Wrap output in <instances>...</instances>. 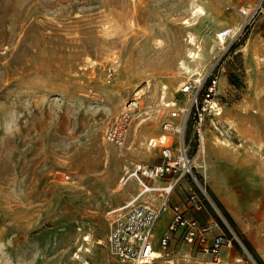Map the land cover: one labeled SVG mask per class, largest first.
<instances>
[{"label": "rangeland", "instance_id": "374dc122", "mask_svg": "<svg viewBox=\"0 0 264 264\" xmlns=\"http://www.w3.org/2000/svg\"><path fill=\"white\" fill-rule=\"evenodd\" d=\"M258 1L0 0V264H123L106 244L113 210L139 187L123 181L160 162L151 139L179 120L170 113L187 103L180 87L213 65L221 114L204 121L203 153L191 144L202 189L181 179L201 203L193 219L228 237L220 221L232 236L228 257L216 263L184 245L151 264H258L205 184L215 171L204 161L208 132L245 163L225 169L224 201L264 264V13L245 24L237 12ZM226 28L236 34L202 55L200 76L185 72L190 40L203 50ZM126 110L117 146L104 132Z\"/></svg>", "mask_w": 264, "mask_h": 264}, {"label": "built area", "instance_id": "2783aa9c", "mask_svg": "<svg viewBox=\"0 0 264 264\" xmlns=\"http://www.w3.org/2000/svg\"><path fill=\"white\" fill-rule=\"evenodd\" d=\"M226 8H232L227 4ZM237 12L245 18V24L256 14L264 13V0H259L252 7L239 8ZM236 34L231 28L219 32L218 38L226 40ZM214 65L197 80L186 82L179 89L181 95L187 97V103L182 108L172 109L171 119L177 122L165 121L161 130L163 133L157 140L150 142V147L159 148L160 162L152 166L137 165L129 177H133L141 190L132 200L113 210L117 213L106 236V244L112 254L123 264H151L161 257H168L181 246L186 245L189 251L204 254L213 262H219L222 247L230 244V239L224 234L213 233L212 225L201 224L193 218H186L177 205H170L168 196L174 190L176 177L187 178L199 189H202L201 177L191 152V144L196 148L203 144V124L208 115L217 117L221 107L216 100L217 77L213 72ZM167 103L166 106H168ZM130 105V106H129ZM138 101L134 98L128 102V108H137ZM175 106L174 102L170 103ZM132 111L122 112L105 130L104 138L117 146H122L126 139ZM187 126L188 127L187 129ZM142 178L163 180V187L149 186ZM154 192L162 198L158 209L137 201L142 193ZM201 203L194 200L191 205L199 210ZM170 209L172 215L167 225L166 233L154 244L152 232L161 211ZM216 226V225H215ZM88 264V262H84Z\"/></svg>", "mask_w": 264, "mask_h": 264}, {"label": "crops", "instance_id": "0c3cea01", "mask_svg": "<svg viewBox=\"0 0 264 264\" xmlns=\"http://www.w3.org/2000/svg\"><path fill=\"white\" fill-rule=\"evenodd\" d=\"M162 133H163V131H162ZM207 139L210 141V144L208 145V149L206 148L205 153H207V154L204 153V155L206 156V158L204 157V161H206L205 165H206V163H208L210 171H211V168H213L215 171L213 173L208 172V174L203 175L204 179H205V184H207L208 188L212 191V193L220 201V203L223 205V207L229 213V215L234 220V222H237L236 215L233 214L229 210L227 204L224 201V197H225L224 183L226 182V178H227V173H226L225 169L231 167L232 164H234V161H235V160H233L234 151L227 149L222 145H217L216 143H214L213 140L211 139V135L209 132H208ZM204 140L205 139L203 136V141ZM199 151H200V148L197 151V154ZM236 164H237V166H241V167L245 166L244 161H238V162H236ZM199 174H200V172H199ZM157 181H160V184H163V185L166 184L165 181H163V180H157ZM173 181H174V179H173ZM177 181H179V184L177 186L178 187L177 192L175 191L176 187H174V190L168 196L169 204L170 205H177L180 208V210H182L184 212V216L186 218H193L192 214H194L195 209L193 207H191V205L194 203V200H196V199H195L193 193H191V191H190V189H191L190 184H189V182H187L181 178H179V179L176 178V180L174 182L177 183ZM145 182L148 184V180H146ZM148 185L153 186L150 184H148ZM138 186H139V184H138ZM153 187H155V186H153ZM161 187H163V186H161ZM140 190H141V188L139 186L137 188L133 198L136 195H138ZM129 201H127V202H129ZM137 201L147 203V204L151 205L152 207L158 209L162 203V198H160L157 195V193L150 192V193L140 194L137 197ZM127 202L123 203L122 205L126 204ZM121 206H119V207H121ZM163 212H166L168 215L166 216V218H164L163 221H161V215L163 214ZM171 215H172V213H171L170 209H165L164 211H161L159 213L158 219H157V221L154 225V228H153V232H154L155 228H157L158 226L162 227V231L159 235H156L152 232V239H153L154 244H156L158 242V240L166 233L167 225H168L169 221L171 220ZM224 247H222V249ZM222 249H221V253H220V258L222 256V259L224 260L228 257V254L226 255L225 251L223 252ZM228 252H229V250H228ZM202 255H204V254H202ZM219 261H220V259H219Z\"/></svg>", "mask_w": 264, "mask_h": 264}, {"label": "bare ground", "instance_id": "6f19581e", "mask_svg": "<svg viewBox=\"0 0 264 264\" xmlns=\"http://www.w3.org/2000/svg\"><path fill=\"white\" fill-rule=\"evenodd\" d=\"M199 8H201V7H199ZM198 10L201 11V9H198ZM218 34L219 33H216L215 37L213 38V41L208 42L207 45L204 46V49L203 50H201V48L199 47V45H196L197 43L195 44L193 42V40H190L191 44L192 45H195V50L193 52H190L189 53L190 60H189V64L188 65H184L185 72H187V73L188 72H191V73H193V75L200 76V68L202 67V64H201L202 55L203 54H212L213 49L216 48V44L215 43H217V44L219 43L218 44L219 46L220 45L223 46V44H224V41L221 40V39H219L217 37ZM162 88L165 89V86H163ZM154 140L155 139H151V141H154ZM203 145H202V147H201V149L199 151L200 154L203 153V151H204V149H203L204 146ZM201 164H202V161L200 162V165ZM154 255L157 258L161 257V255L158 252H156Z\"/></svg>", "mask_w": 264, "mask_h": 264}, {"label": "trees", "instance_id": "16d2710c", "mask_svg": "<svg viewBox=\"0 0 264 264\" xmlns=\"http://www.w3.org/2000/svg\"><path fill=\"white\" fill-rule=\"evenodd\" d=\"M194 144L196 145V143H194ZM210 196H211L213 202L215 203V205L217 206V208L220 210V212L224 216V218L227 220L230 227L238 235V238L240 239V241L243 244L246 251L252 256V258L256 261V263L263 264L261 258L256 253L252 244L247 240V238L243 235V233L240 232V230L237 228V225L234 222V220L231 218L229 213L226 211V209L223 207V205L220 203V201L216 198V196L211 191H210ZM213 216L217 219V217L214 215V213H213ZM219 224L222 226L224 231L227 233L228 237H226V238L231 240L232 236L228 233V231L225 230L224 225L220 221H219ZM234 245L236 246V248H238V245L236 243H234Z\"/></svg>", "mask_w": 264, "mask_h": 264}]
</instances>
